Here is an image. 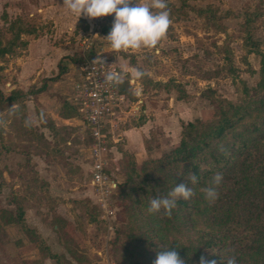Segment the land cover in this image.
Returning a JSON list of instances; mask_svg holds the SVG:
<instances>
[{
  "label": "rangeland",
  "instance_id": "1",
  "mask_svg": "<svg viewBox=\"0 0 264 264\" xmlns=\"http://www.w3.org/2000/svg\"><path fill=\"white\" fill-rule=\"evenodd\" d=\"M197 9L207 13L198 15ZM102 11L103 27L92 14L89 0H0V44L8 43L13 34L8 27L20 19L34 31L29 41L56 47L58 55L74 68L76 62L71 58L78 57L80 41L90 35L94 50L101 53L97 58L113 64L123 76L133 69L132 76L142 83L141 111L127 129L136 120L139 124L149 120L156 133L169 111L175 113L173 123L181 130L182 123L207 121L213 108L202 96L205 91L213 89L216 97L237 102L241 82L251 89L259 81L260 61L247 54L245 38L251 34L262 43L264 53V0H102ZM212 13L221 18L210 19ZM227 14L233 16L223 18ZM120 18L122 23L116 26ZM115 27H120V36L101 34ZM25 43L27 37H20L12 52L0 58L2 93L7 96L19 90L25 94L20 104L0 106V264H57L41 249V242L60 257V264H152L149 250L133 248L136 242L121 238L113 244L123 227L140 231L136 219L125 212L118 189L123 183L118 181H125L123 150L111 154L120 167L119 172L109 173L117 187L102 198L89 184V152L80 143V137H85L83 127L72 126L73 135L43 127L49 121L39 114L42 93L37 91L43 81L45 92L50 91L61 103L68 95L52 89L59 78L52 72L53 57L45 60L37 49L21 52ZM38 63L49 78L39 76L30 85ZM72 73L75 70L68 76L70 81ZM141 75L154 83L173 80L185 88L189 98L179 100L174 91L156 88ZM68 78L63 80L67 85ZM179 113L183 120L178 119ZM19 208L30 233L20 225L5 223L7 215L16 219ZM107 210L113 214L109 216ZM174 237L183 244L172 234L170 241Z\"/></svg>",
  "mask_w": 264,
  "mask_h": 264
},
{
  "label": "trees",
  "instance_id": "2",
  "mask_svg": "<svg viewBox=\"0 0 264 264\" xmlns=\"http://www.w3.org/2000/svg\"><path fill=\"white\" fill-rule=\"evenodd\" d=\"M195 12L207 13L204 9ZM220 18L213 13L210 17ZM104 30L101 34L107 38L120 36V27ZM8 31L13 34L6 45L0 44V58L12 52L21 35L34 32L20 19ZM245 46L247 54L260 61L254 88L241 82L237 102L216 97L213 89L205 91L202 96L213 108L212 118L182 123L179 144L160 158L138 166L123 152L125 181L118 189L125 212L136 219L140 231L136 233L132 226L119 229L114 245L121 238L136 242L133 248L149 250L152 264H264V53L262 43L249 33ZM71 61L77 62V57ZM65 62L64 58L59 62L55 78L68 69ZM141 76L156 88L174 91L179 100L189 98L185 88L173 80L154 83ZM120 91L131 98L127 82L121 83ZM24 97L19 90L7 96L0 90V106L20 104ZM63 108L68 118L77 116L68 99ZM5 223L20 225L30 233L21 208L16 219L7 215ZM171 234L183 244L175 237L170 241ZM40 246L49 259L60 264L58 255L43 242Z\"/></svg>",
  "mask_w": 264,
  "mask_h": 264
},
{
  "label": "built area",
  "instance_id": "3",
  "mask_svg": "<svg viewBox=\"0 0 264 264\" xmlns=\"http://www.w3.org/2000/svg\"><path fill=\"white\" fill-rule=\"evenodd\" d=\"M89 2L98 25L105 26L102 0ZM121 23L122 18L115 24ZM89 37L84 36L80 41L73 68L75 73L71 78L72 97L68 100L75 106L85 134L80 137V143L89 152V184L106 199V195L117 187V181L111 179L109 173L120 171L117 157L111 154L123 142L131 118L136 119L140 114L143 89L140 80L132 76L133 69H128L123 76L113 64L97 58L101 53L94 50L95 44ZM129 74L130 77L126 78ZM122 82L128 83L131 96L136 99L120 91ZM66 144L71 145V142ZM105 212L109 216L113 214L112 210Z\"/></svg>",
  "mask_w": 264,
  "mask_h": 264
},
{
  "label": "crops",
  "instance_id": "4",
  "mask_svg": "<svg viewBox=\"0 0 264 264\" xmlns=\"http://www.w3.org/2000/svg\"><path fill=\"white\" fill-rule=\"evenodd\" d=\"M39 11L44 12L43 9ZM127 33L128 31L126 32V34ZM21 37H27V42H28L24 44L25 48L21 52L26 53V48L30 52H32V50L34 51L37 49V55L39 56V54L40 55L44 54L43 58H45V60L46 58L53 57L54 66H53L52 72L53 74L56 73L55 76L58 75L59 73L58 64L62 59L61 55H58L59 49H57L56 47L49 48L47 47V45H45L44 42H43L44 45H40L39 43L35 44L34 41L33 42L29 41L31 39L29 38L31 37L29 35H21ZM36 42H40V41L37 40ZM38 50L40 51L38 52ZM65 63L68 69L66 70L64 74L58 76L59 78L56 79V81L53 84V86L55 87L54 88L52 87V89L54 93H59L61 95L62 94L65 95L64 93H67L66 95H68V99H70L72 97L73 89H72V83L70 81V78H68V76L71 75L73 68L68 65L69 64L68 62H65ZM38 64L40 66L35 71L36 77L34 79L33 78L29 79L28 81L30 85L35 84V80H37L39 76H41L40 78L42 80L43 78H49V75H46L44 73L45 70H44V67L41 66V63H38ZM53 76L54 75L50 77H53ZM64 78H66V81L68 78V81H69L68 85L63 81L65 80ZM43 83L44 84H42L41 87L39 88V90L42 89V91L40 92L37 91V93H42L40 94L39 99H38L40 107H41L39 110V114L40 112H42L40 114L41 118L46 116L47 119L49 120L47 121V124L44 125L43 127L45 128L47 127L52 131L58 130V128H60L62 132L66 131L67 134L69 133L73 135L71 127L75 126V124L77 123L80 125L81 124L80 120L77 118V116L71 117V118H68L67 116H65V111L63 108L64 99L61 103V100H58V98L54 97V95L49 94L50 91H48L49 93L45 92L46 81H43ZM49 83L47 84V86L48 85L50 86ZM26 98L33 99V96L28 95ZM171 102H172V99H171ZM173 104L174 103L172 102L171 106H173ZM176 118H175L174 112L173 113L172 111L167 112V115H165L166 123L163 125L161 122H159L158 126H161L162 129L160 127L158 130H156V133L154 132L155 130L151 131V129H156V127H153V125L151 124L149 120H145V122L140 123V124L136 120L135 121L136 125L126 130L123 142L117 146L114 152L117 153L119 151L118 149H121V151L123 150V152L126 153L129 157H131V159L137 165H141L143 162L149 159L160 158L163 154L167 153L169 150H171L172 148L176 147L179 144L180 135H181V127L173 123V120H177ZM178 119L183 120L180 113H179ZM48 122H49V125H48ZM131 124L132 122L130 121L129 126H131ZM153 124H156V123L153 122ZM39 176H42V175H39ZM118 182L122 183L124 181H118Z\"/></svg>",
  "mask_w": 264,
  "mask_h": 264
}]
</instances>
